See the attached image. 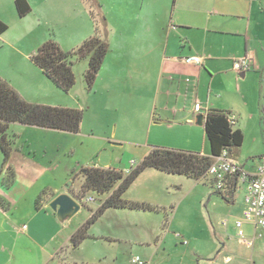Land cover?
<instances>
[{"label":"rangeland","instance_id":"1","mask_svg":"<svg viewBox=\"0 0 264 264\" xmlns=\"http://www.w3.org/2000/svg\"><path fill=\"white\" fill-rule=\"evenodd\" d=\"M63 1L60 7H64L65 11H62L61 16L68 19V8L72 11L75 6L73 3L69 6V0ZM98 1L103 5L101 0ZM104 1L109 4V0ZM103 12L104 15L108 14L105 7ZM105 17L108 20V16ZM0 19L9 26L8 31L0 36V74L8 76L19 90L32 96L29 97L30 102L52 106H57L54 104L58 102L76 105L78 99L84 103L88 100L85 94H90L91 109L85 107V126L79 133L69 137H52L43 133H25L22 138L16 136L13 148L16 149L14 155L19 168L18 160H21L22 155H28L26 151L19 152V149L31 137V147L28 149L26 145L25 150L27 148V151L35 153H32L34 156H28V160L24 159L34 162L30 163L34 166V176L39 179V183L51 184V188L56 186L66 189L73 184L74 188L80 189L83 179L76 174L82 166L109 164L123 170L133 159L136 160L135 144L148 143L149 132L144 121L149 109L147 96L134 91L129 96L125 94L123 102L114 104L115 107L109 103V53L91 91L87 89L84 79L88 59L75 60L73 69L76 84L71 92L65 93L47 80L40 68L31 61L28 54L35 42L17 40L20 33H29L28 38L31 37L33 41L39 39L45 24L39 25L37 17L33 15L20 17L15 0H0ZM72 25L71 21L66 20L63 25H55L51 29L47 27L56 41L57 37L62 36L64 45L61 47L64 50H72L83 42L76 43L70 37L74 29ZM107 28L109 42L108 21ZM246 85L244 88L255 94V80L249 79ZM37 90L44 95L35 97ZM252 123L250 121L247 129L242 130L244 142L237 151L239 163L249 172L255 171L260 157L264 156V119L261 118L259 127ZM20 125L13 123L10 134L14 135L15 129L26 126ZM134 127L139 129L137 134L132 133ZM33 142L42 145L36 146ZM3 160L0 152V200H7L17 191L15 185L10 186L7 176L8 166L13 170L15 167L11 157L8 166H3ZM152 173L157 177L154 182L156 196L151 197V200L155 198L157 201V213L109 210L91 225L89 239H85L77 248L69 240L50 264H138L133 261L136 257L144 264H264V230L257 232L255 240L248 230L245 235L247 239H242L235 226V221L243 214L246 184L240 182L235 200L228 201L216 193L217 189L210 180L197 182L181 175ZM142 186L144 184L138 182L135 189ZM89 197L96 201L86 202ZM105 198L106 195L90 191L82 203L78 200L81 203L80 210L61 223L68 225V229L64 230V238L67 236L65 233L69 234L89 219L91 209H96ZM11 215L9 220H4L0 225V264H45L46 257L55 250L58 241L65 239L59 237L55 241L51 240L52 229L43 221L42 214L38 216L34 213L30 218L20 211H14ZM22 218H26L27 225H38L40 232L34 242L19 239L15 244L16 234L10 231H15L24 223L20 221Z\"/></svg>","mask_w":264,"mask_h":264},{"label":"crops","instance_id":"2","mask_svg":"<svg viewBox=\"0 0 264 264\" xmlns=\"http://www.w3.org/2000/svg\"><path fill=\"white\" fill-rule=\"evenodd\" d=\"M28 1L32 11L24 18L33 15L37 17L39 25L45 24L43 34L35 41L31 37L28 38L29 33L17 35L19 41L35 42L28 54L30 57L43 42L53 37L47 27L51 29L52 26L63 25L66 20L71 21L74 29L70 37L76 43H81L95 32L89 7L84 0L68 1L69 6L72 3L75 6L72 11L68 8V19L61 16L62 11H65L64 7H60L63 0ZM101 2L102 12L104 7L108 12L105 15L108 16L110 44L109 103L115 107L114 104L123 102L125 94L129 96L135 91L147 96L146 101L149 106L144 121L149 132L147 142L151 144L143 142L135 144L134 153H137V159H133L123 171L129 172L132 165L139 163L156 147L155 145L192 152L201 151L199 153L211 156L204 118L201 125L198 124L197 118L198 115H205L211 109L232 113L237 120L235 128L243 131L247 129L250 121L254 122L252 125L258 127L261 125V118L264 119V0H109V4L104 0ZM56 39L63 47L62 36ZM194 55L202 57L201 64L185 61L186 57ZM241 59H245L248 68L238 71L235 69V61ZM42 74L45 76L43 72ZM0 76L26 100L31 101L29 97L32 96L19 90L8 76L2 74ZM249 79L255 80L257 87L255 94L244 88ZM216 80V85L219 86L215 85ZM34 95L40 97L44 94L37 90ZM85 96L88 100L86 99L84 103L78 99L76 105L70 103L64 105L62 102L54 105L79 108L83 111L86 108L90 110V94L87 93ZM196 103L202 105V110L199 112L195 110ZM84 124L83 118L81 131L84 130ZM21 128L13 132L15 138L18 135L22 138L25 133L29 135L43 133L52 137L73 135L64 131L32 126ZM138 130L134 127L132 133L137 134ZM32 139L31 137L25 140L19 149V152L28 153L18 160L20 168L14 155L16 149L13 148L11 160L13 159L15 170H13L14 178L9 184L15 185L17 191L16 196L12 195L7 200H0V225L4 220H9L14 211H20L30 218L34 213L38 216L42 214L43 221L52 229L51 240L55 241L59 237L65 239L59 240L55 250L46 257L45 264H50L78 227L69 234L65 233L67 236L64 238V230L68 229V225H61L65 219H60L49 203L62 193H70L75 197V193L80 189L74 188L73 184L66 189H58L56 186L51 188V184L39 183V179L34 176L32 165L34 162L30 161L32 162L30 163L24 159L34 156L32 154L35 153L34 150V152L27 151V148L25 150L26 145L28 149L29 146L31 147L29 142L33 141ZM34 143L36 146L42 145L39 142L32 144ZM236 154L238 160V152ZM92 166L117 169L109 164ZM153 171L160 172L155 169L145 170L124 197L132 201L153 203L152 205L158 207L156 199L151 200V197L156 196L154 182L157 177L152 173ZM138 182H142L144 186L135 189ZM239 183L236 181L231 183L224 192L228 195V191L234 190L232 201L235 200ZM81 186L82 184L79 188ZM46 189H49L54 196L38 208L36 200ZM109 210L112 209H108L100 218ZM133 212L157 213L158 211ZM25 219L20 220L24 223L15 231H10L16 234L15 244L19 239L34 242L40 232L38 225H27ZM24 225L27 227L23 228ZM244 229L245 234H248V230L253 234L254 240L257 232L261 231L252 224H245ZM4 245L2 247L5 248ZM82 264L87 263L82 262Z\"/></svg>","mask_w":264,"mask_h":264},{"label":"trees","instance_id":"3","mask_svg":"<svg viewBox=\"0 0 264 264\" xmlns=\"http://www.w3.org/2000/svg\"><path fill=\"white\" fill-rule=\"evenodd\" d=\"M84 1L89 7L94 23V34L72 50H64L55 39L50 38L42 43L30 57L45 76L65 93H69L76 84L73 69L75 60L88 59L84 79L87 89L91 91L110 51L107 39V19L102 12V5L98 0ZM15 6L20 17L27 16L32 11L28 0H15ZM8 29V24L0 19V36ZM103 30L104 34H102ZM231 114L227 111L211 109L204 115V126L211 156L156 146L139 163L133 164L129 172L116 168L82 166L76 174L83 179L80 190L75 193L77 200L82 203L86 193L90 191L108 196L96 209H91L89 219L72 234L70 240L73 246L77 248L89 238L91 225L108 209L159 210L158 207L149 203L132 201L124 197L135 180L147 169H155L169 175L185 176L198 182L210 180L214 186L213 179L208 177V170L212 163L225 151L236 158V152L244 142L243 131L235 128L230 122ZM83 118L84 112L79 108L27 101L0 76V152L4 158L3 166H8L13 151L15 135L9 132L11 124L19 123L76 134L81 130ZM7 176L8 181L14 178V172L10 166L7 168ZM216 193L229 201L232 200L234 190L228 191V195L218 190ZM53 196L49 189L44 190L36 200L37 207L40 208L43 202L49 201Z\"/></svg>","mask_w":264,"mask_h":264},{"label":"built area","instance_id":"4","mask_svg":"<svg viewBox=\"0 0 264 264\" xmlns=\"http://www.w3.org/2000/svg\"><path fill=\"white\" fill-rule=\"evenodd\" d=\"M187 63L201 64L202 57L194 55L186 57ZM248 65L245 59L235 61V69L245 70ZM195 110H202L200 103L195 104ZM230 122L236 125V117L231 114ZM208 177L213 179L214 186L218 191L225 192L231 183L242 182L246 184V195L244 197V209L241 218L235 221L238 229V236L247 239L245 236V224H252L255 228L264 230V156L260 159L255 171L249 172L239 163V161L225 151L220 157H217L208 170ZM93 197L86 199V202H94ZM24 225L23 228H26ZM180 236V235H179ZM254 240V239H253ZM135 263L144 264L139 257L133 259Z\"/></svg>","mask_w":264,"mask_h":264},{"label":"water","instance_id":"5","mask_svg":"<svg viewBox=\"0 0 264 264\" xmlns=\"http://www.w3.org/2000/svg\"><path fill=\"white\" fill-rule=\"evenodd\" d=\"M198 124H202L204 115L197 116ZM49 206L57 213L58 217L64 220L66 217L77 213L81 208V203L73 197L70 193H62L56 196Z\"/></svg>","mask_w":264,"mask_h":264}]
</instances>
